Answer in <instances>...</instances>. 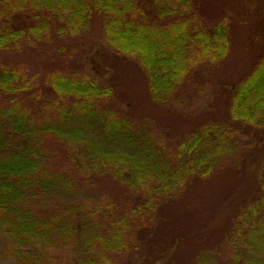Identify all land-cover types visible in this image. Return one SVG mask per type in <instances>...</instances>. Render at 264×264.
<instances>
[{
    "label": "trees",
    "instance_id": "trees-1",
    "mask_svg": "<svg viewBox=\"0 0 264 264\" xmlns=\"http://www.w3.org/2000/svg\"><path fill=\"white\" fill-rule=\"evenodd\" d=\"M259 1L262 15L255 18L264 24ZM191 3L0 0V50L36 42L48 33L76 35L98 19L111 51L136 60L152 99L168 101L177 85L206 63L216 66L231 47L225 18L203 25ZM254 34L257 40L259 32ZM260 40L264 46L263 36ZM94 75L51 69L41 91L34 76L0 65V259L46 264L64 249L73 264H97L96 251L127 248L130 218L145 224L161 199L172 198L194 177L208 176L218 158L233 148L237 128H264V47L251 69L230 85L229 124L204 123L171 152L112 107L113 88ZM49 139L67 147L63 161H51ZM258 162L259 193L239 208L227 234V264H264V156ZM104 174L143 199L123 205L90 198L84 186L101 184ZM199 260L216 264L205 256Z\"/></svg>",
    "mask_w": 264,
    "mask_h": 264
},
{
    "label": "rangeland",
    "instance_id": "rangeland-1",
    "mask_svg": "<svg viewBox=\"0 0 264 264\" xmlns=\"http://www.w3.org/2000/svg\"><path fill=\"white\" fill-rule=\"evenodd\" d=\"M190 2L203 25L211 26L225 18L231 27V47L226 58L216 66L206 63L188 82L177 85L168 101L152 99L144 70L136 60L111 51L102 40L98 19L90 29L76 35L61 37L48 33L36 42L2 49L0 65L9 64L20 68L28 77L34 76L41 91L45 90L43 77L51 69L95 74L103 85L113 88L110 105L150 131L155 139L162 140L171 152L179 140L204 123L229 124L230 85L251 69L264 47L259 44L261 37L264 38L263 20L255 18L262 15L259 0ZM58 23H53L52 27L56 28ZM256 31L259 32L257 40L254 38ZM103 46L108 48L110 55L107 51H96ZM237 129L233 148L218 158L208 176L194 177L183 184L178 194L161 199L145 224L130 218L127 248L121 252L96 251L97 264H200L199 259L204 256L209 262L227 264L230 252L227 234L239 208L259 193L260 163L256 162L264 156V128L244 126ZM46 148L55 156L50 157L53 163L65 159L62 152H66L67 147L65 149L56 139L47 140ZM106 175L99 176L104 178L101 184L84 186L90 198L123 202V205L128 199L137 202L143 199L140 192ZM135 215L132 217H142ZM66 253L64 249L55 251L46 264H73ZM0 264L15 263L0 259Z\"/></svg>",
    "mask_w": 264,
    "mask_h": 264
}]
</instances>
